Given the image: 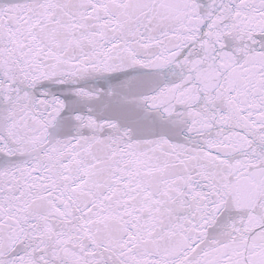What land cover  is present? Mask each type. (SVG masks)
Instances as JSON below:
<instances>
[{"label": "snow or ice", "instance_id": "snow-or-ice-1", "mask_svg": "<svg viewBox=\"0 0 264 264\" xmlns=\"http://www.w3.org/2000/svg\"><path fill=\"white\" fill-rule=\"evenodd\" d=\"M0 264H264V0H0Z\"/></svg>", "mask_w": 264, "mask_h": 264}]
</instances>
